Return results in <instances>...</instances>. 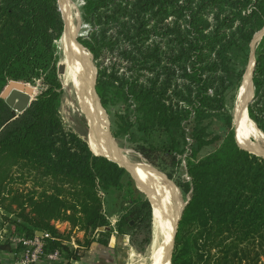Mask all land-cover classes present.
<instances>
[{"label": "trees", "instance_id": "obj_1", "mask_svg": "<svg viewBox=\"0 0 264 264\" xmlns=\"http://www.w3.org/2000/svg\"><path fill=\"white\" fill-rule=\"evenodd\" d=\"M107 1L82 0L83 23H94ZM181 1L173 6L177 18L189 11V1ZM211 3L235 13L238 31L225 42L217 32L184 40L189 52L180 57L189 67L181 79L191 86L173 85L172 91L167 83L114 86L101 69L94 90L103 108L119 98L127 113L132 108L137 114L135 122L118 117L114 138L136 129L145 141L138 152L149 164L185 161L189 180L179 188L189 199L177 223L171 264H264V158L236 145L224 96L242 82L253 35L264 28V0ZM63 29L56 0H0V230L7 234L0 254L24 251L22 243L12 241L40 240L43 256L63 254L70 264L94 242L106 247L112 235L125 236L135 226L150 230L151 207L129 173L93 155L59 114L56 42ZM81 44L98 63V48ZM204 48L217 68L215 86L197 66ZM255 55L257 95L264 79V36ZM162 70L173 77L168 67ZM36 82L44 89L21 114L1 99L6 89ZM248 115L264 133V120L251 108ZM60 224L72 234L83 233L85 240L74 251L63 244Z\"/></svg>", "mask_w": 264, "mask_h": 264}, {"label": "rangeland", "instance_id": "obj_2", "mask_svg": "<svg viewBox=\"0 0 264 264\" xmlns=\"http://www.w3.org/2000/svg\"><path fill=\"white\" fill-rule=\"evenodd\" d=\"M188 1L190 3L187 6L189 8L188 13L184 14L183 17L177 18L173 6L174 4H183L184 2L181 0H108L105 6L102 7L103 10L97 16L94 23H83L81 15L82 0H56L60 13L61 2H68L67 6H69L71 13L70 20H68L76 29V42L81 46L82 42L90 43L98 48L101 58L97 63L82 46L89 55V62L93 66L96 78L99 70L103 69L106 78L114 86H119L121 82H136V84H143L145 86L167 83L170 91L173 90V85L191 86L189 81L181 79V77H184V69L189 67V63L185 61V58L180 57V55L187 56L189 52L187 43L184 40L195 42L196 36L200 35L201 37L212 38L214 32H217L218 38L222 36V41L225 42L238 31V18L235 13L224 7L221 3L212 4L211 0ZM75 15L78 16L77 21ZM263 32L264 28L253 35L249 46L248 65L243 78L247 70L249 72L247 74L250 75L249 70H251L253 64L255 69V53L264 36H261ZM60 42V39L56 42V74L61 83L62 90L59 114L64 123L87 142L89 132L87 117L81 112L69 81H67L68 77L65 74L66 59ZM202 50L204 52V60L201 65L197 66L204 70V77L207 79V83L211 84L213 82L212 86H215L214 75H217L215 73L217 68L214 69L212 56L209 55L208 49L204 48ZM198 52L201 53V50L196 51V53ZM60 65L63 66V69L59 67ZM163 66L168 67V70L174 74L173 77L170 79L166 78V71L162 70ZM254 69L250 75L252 81L255 76ZM251 84L252 99L247 107V115L249 114V108H251L255 117H260L264 120V79L261 81L257 95L253 82ZM240 87L241 84L237 90H228L224 95L226 106L232 116L234 140L237 134V124L235 128L236 101ZM43 89L42 84L36 82L35 86L29 87L23 85V88L20 90L27 91L30 95V102H33ZM12 90L16 89L2 91L1 99L4 102H6ZM121 100L119 98L111 99L112 103L106 108L100 105L107 120L105 122L104 120L97 122L98 127L110 133L116 147L120 150V155L124 159L122 162L126 163L127 161L130 164H137L143 161L171 183L176 195L172 197L171 202H176L175 206L180 208L182 214L189 199V194H184L179 188L180 184L186 183L189 180L185 172V161L183 160L180 166H172L162 161H157L156 166L149 164L138 152V148L144 145L145 141L143 136L136 132V129H132L128 134L123 133L119 137L114 138L113 134L117 132V122H120L118 117H127L131 122H135V116H137L136 113L132 112V108L127 113V106ZM248 118L255 125L256 129L264 135L249 115ZM249 140L253 142L254 138H249ZM208 151H203L200 156L207 154ZM260 153L264 155L261 151ZM115 221L116 217L110 218V223L113 224ZM130 225L132 226L133 223H130ZM56 228L66 237L63 244L71 251L78 248L77 242L83 243L85 240L83 233H70V227L66 224L57 225ZM113 237L115 239L111 236L106 247L96 242L92 243L80 260L71 261L70 264L74 262H76L75 264H150L149 260L153 241L152 210L150 230H147L144 225L135 226L127 235H114ZM174 238L170 264L174 248ZM6 239L7 234L5 231L0 230V242H4ZM161 240H163V237ZM12 242L14 246L18 244L16 240ZM38 244L41 245L40 240ZM123 246L124 249H122ZM24 247V251L22 250L16 255L11 254L12 258L16 259L19 264L66 263L63 254H58L55 258H45L44 256L35 254V245L29 244ZM31 257H34L35 262L30 261Z\"/></svg>", "mask_w": 264, "mask_h": 264}, {"label": "bare ground", "instance_id": "obj_3", "mask_svg": "<svg viewBox=\"0 0 264 264\" xmlns=\"http://www.w3.org/2000/svg\"><path fill=\"white\" fill-rule=\"evenodd\" d=\"M67 3L61 2L62 5H60L61 12L67 20L66 30L60 43L66 59V63H64L65 74L68 77L67 81H69L81 112L87 116L88 124H90V126L88 125L91 128L90 135H88L89 148L94 155L105 157L122 165L125 163L122 162L124 159L120 155V150L116 147L110 133L98 127L97 122L100 120H104L105 122L107 119L93 90L94 69L89 62V55L75 41L76 29L69 21L71 13ZM75 18L77 21L78 16L75 15ZM247 73H249L248 70L244 77V86L249 95L251 84L250 75ZM63 85L65 86V84ZM235 117L237 123L236 143L238 147L251 154L264 157L260 153V151L264 153V135L246 117L243 108H239L236 111ZM252 137L254 138L253 142L249 140ZM132 169L139 188L149 196L153 211V241L149 263L170 264V252L172 250L177 218L180 213V208L175 206L176 202H171L172 197L175 195L174 187L162 175L143 161L134 164ZM149 189L151 192H149ZM162 237L163 240H161Z\"/></svg>", "mask_w": 264, "mask_h": 264}, {"label": "water", "instance_id": "obj_4", "mask_svg": "<svg viewBox=\"0 0 264 264\" xmlns=\"http://www.w3.org/2000/svg\"><path fill=\"white\" fill-rule=\"evenodd\" d=\"M61 15H62L63 23H64V29H63V33H62V36L60 38V41L62 40L63 34H64L65 30H66V23H67L66 22L67 20H66V18H64L62 12H61ZM263 35H264V32L262 33L261 36H263ZM75 41H76V37H75ZM59 67H63V66L60 65ZM253 69H254V64H253V66H252V68L250 70V75L253 73ZM95 79H96V76H94V84H95ZM251 83H252V80L250 78V84ZM244 84L245 83H244V78H243V80L241 82V87H240L239 93L237 95L236 110H238L239 108H243L244 112L246 114V117L248 118L247 107H248V104L250 103V101L252 99V95H251L252 94L251 93L252 92L251 91L252 84L250 86V94L249 95H248V91L246 92V88H245ZM20 89L21 88L16 89V90H12V92L10 93L8 99L5 102L17 114H21L22 112H24L29 107V105L31 103L30 102V95L28 94V92L20 90ZM93 90H94V86H93ZM94 93H95V90H94ZM236 124L237 123H236V119H235V128H236ZM100 126H101V124H100ZM235 141H236V139H235ZM236 145H237V143H236ZM95 156H99V155H95ZM100 157H102V156H100ZM115 163H117V162H115ZM118 165L121 166L122 168H124L129 173V175L131 176V178L133 179V181L135 183L136 188L145 197V199L147 200V202L149 203V205L151 207V204H150L151 202H150L149 196H147L145 191H143V190H141L139 188V186H138V184L136 182V179L133 176V172H132L133 169L132 168H133L134 164L127 163V161H126V163H124L122 165H120V164H118ZM149 192H151L150 189H149ZM151 210H152V208H151ZM180 215H181V212L179 213V217H178L177 223L179 221ZM177 223H176L175 231H176V228H177ZM37 235L41 236V234H37ZM174 235H175V232H174ZM172 247H173V244H172ZM170 257H171V252H170Z\"/></svg>", "mask_w": 264, "mask_h": 264}, {"label": "crops", "instance_id": "obj_5", "mask_svg": "<svg viewBox=\"0 0 264 264\" xmlns=\"http://www.w3.org/2000/svg\"><path fill=\"white\" fill-rule=\"evenodd\" d=\"M31 101V100H30ZM31 104V103H30ZM87 117V116H86ZM87 121H88V118H87ZM89 123V121H88ZM90 126V124H88ZM88 126V129H89V132L91 130V128ZM88 132V135H90ZM88 141H89V137H87V145H88ZM89 147V145H88ZM90 149V148H89ZM91 151V150H90ZM93 154V153H92ZM94 155V154H93ZM152 215H153V211H152ZM116 222V221H115ZM115 222L112 224L111 223V226H114ZM114 235H112V238L115 239L113 237ZM123 238V237H122ZM117 241H120V240H117ZM122 249H124V246L122 247ZM13 255V254H12ZM14 257V256H13ZM15 258V257H14ZM14 262V263H12ZM76 262H74L73 264H75ZM0 264H19L16 259L14 260L11 256V254H8V253H1L0 254Z\"/></svg>", "mask_w": 264, "mask_h": 264}, {"label": "built area", "instance_id": "obj_6", "mask_svg": "<svg viewBox=\"0 0 264 264\" xmlns=\"http://www.w3.org/2000/svg\"><path fill=\"white\" fill-rule=\"evenodd\" d=\"M17 242H20L22 243L23 246H28L29 244H33L36 246V251H35V254L36 255H40V256H43V252H42V244L39 245L38 242L39 240H34L33 242H30V241H24V240H17ZM58 253H54L53 255H47V256H44L45 258H52V257H57ZM32 259L30 260L31 262H35V260L33 259L34 257H31Z\"/></svg>", "mask_w": 264, "mask_h": 264}]
</instances>
